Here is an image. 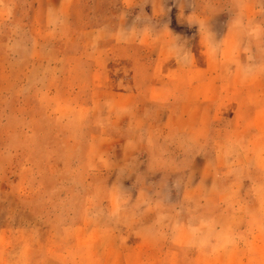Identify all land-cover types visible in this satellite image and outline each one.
<instances>
[{"label": "rangeland", "instance_id": "374dc122", "mask_svg": "<svg viewBox=\"0 0 264 264\" xmlns=\"http://www.w3.org/2000/svg\"><path fill=\"white\" fill-rule=\"evenodd\" d=\"M168 1L173 13L181 12L169 19V26L179 33L178 42L196 45L201 75H219L220 84L230 80L223 87L228 99L224 94L218 102L227 105V125L236 127L234 113L243 105L250 110L264 107V0ZM0 7V242L8 239L12 257L19 245L37 247L29 259L36 264H44L49 255L64 260L70 253L75 259L72 227L84 221L91 205L106 202V189L116 182L100 162L111 151L96 134L109 116L100 112L104 99L97 103L94 96L115 83L99 75L96 61L131 53L137 62L145 60L146 71L152 72L157 51L131 45L116 53V39L106 35L96 42L98 36L85 33L89 29L96 35L98 28L121 22L139 29L143 21L133 19L136 10L125 8L122 0H0ZM156 44L159 41L152 48ZM143 66L137 63L130 69L141 72ZM237 77L239 82L231 81ZM248 124L245 129L216 124L213 136H229L234 142L246 137L250 151L242 159L240 145L231 148L241 167L238 174L248 180V198L257 200L254 216L264 220V121ZM160 136L169 144L190 141L164 132ZM146 157L142 152L141 167ZM177 163L170 162L172 176L166 181L174 189L182 181L174 174ZM190 164L183 163L182 173ZM174 200L194 202L182 194ZM110 224L114 231L126 228L115 219ZM161 245L171 246L168 241ZM95 252L89 253L93 262L84 264H98L106 256Z\"/></svg>", "mask_w": 264, "mask_h": 264}, {"label": "crops", "instance_id": "0c3cea01", "mask_svg": "<svg viewBox=\"0 0 264 264\" xmlns=\"http://www.w3.org/2000/svg\"><path fill=\"white\" fill-rule=\"evenodd\" d=\"M122 3L137 11L131 14L133 19L143 21L139 29L125 27L121 22L98 28L96 35L89 29L85 33L98 36L96 42L106 35L116 39V53L131 49V45L154 49L157 67L147 72V62H137L131 53L96 61L99 75H108L115 83L96 90L102 98L96 93L94 96H98L97 103L104 99L100 112L109 116L96 134L100 144H108L111 151L100 162L116 177V182L108 185L106 202L91 205L84 221L72 227L76 231L75 259L70 253L64 260L49 255L44 264L93 262L90 251L106 255L98 264H253L252 260L264 264V220L254 216L257 200L248 198V180L238 174L241 167L231 148L239 144L242 159L250 145L245 136L236 142L229 136H213L216 124L245 129L249 120H254L258 125L259 120L264 121V107L250 110L243 105L234 113L242 124L238 120L236 127L227 125L223 116L230 113L227 105L218 100L224 94V99H228L229 91L223 87L230 80L220 84L219 75H201L203 66L196 65V45L178 42L179 33H173L169 26V19L181 12L173 13L168 0ZM1 14L4 13L0 11ZM157 41L159 45L152 48ZM137 63L144 65L141 72L130 69ZM108 66H112V73L108 72L111 68L105 69ZM205 71L209 73V69ZM231 81L239 82L238 77ZM151 106L156 109L151 110ZM163 132L190 141L183 143L182 139L169 144L160 136ZM142 152L147 156L143 167L138 162ZM185 161L191 164L182 173L180 168ZM170 162L180 165L174 173L182 179L177 189L166 185L172 176L168 170ZM176 194L192 197L194 202L175 201ZM113 219L126 228L114 231L110 224ZM7 240L5 237L0 242L2 264H36L29 259L37 247L19 245L17 256L12 257L14 251L6 246ZM163 241L170 243L169 249L161 245Z\"/></svg>", "mask_w": 264, "mask_h": 264}]
</instances>
